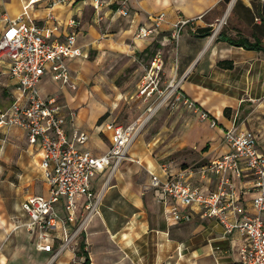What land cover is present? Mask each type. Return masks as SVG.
Here are the masks:
<instances>
[{"label":"crops","instance_id":"1","mask_svg":"<svg viewBox=\"0 0 264 264\" xmlns=\"http://www.w3.org/2000/svg\"><path fill=\"white\" fill-rule=\"evenodd\" d=\"M50 1L39 0L29 4V0H0V37L5 26L4 18L15 19L25 13L29 21L52 29V37L63 41L68 32L66 22L72 18L76 21V47L81 50L82 55L67 60L66 65L68 67L74 59L81 60L74 72L68 67L69 73H77L87 58L83 40H89L94 31L92 26L84 34L82 15L85 8L90 7L94 11L95 0H69L52 9L49 8ZM97 1L101 3L98 14L103 5L115 9L117 3L125 2L127 15L121 19L125 22L124 29L132 36L138 28L151 26V16L164 13L165 20L153 37L137 40V46L140 47L137 52L146 50L151 43L158 44L159 48L155 51H161L163 56L164 81L167 83L172 79H181V92L213 120L222 124V127H215L220 134V145L215 157L227 151L222 140V129L231 126L252 131L256 136L258 150L264 153L257 139L264 138V50H247L229 45L226 41L244 38L250 43L259 41L264 46V0ZM48 15L52 18L49 19ZM198 17L201 18L195 20L193 26H187L181 32L179 47L175 48L170 40L172 24L181 18ZM93 22L96 23L94 20ZM219 22V33L209 41L213 27ZM219 63H222L221 67L218 66ZM228 64L232 68L224 69ZM45 79L55 82L51 74L46 72L37 85L40 95L39 85ZM13 88L14 83L8 77V60L2 57L0 110L4 111L9 107ZM55 94L41 97L54 98L58 105L65 107L64 127L67 137L71 139L72 132L83 133L87 137L84 144L74 142V148L90 152L94 156L104 154L109 149L112 136L107 125H119L110 118H103L106 107L91 99L80 114L77 112L71 118L67 110L75 111V108L63 103ZM225 109L231 110L232 120L224 117ZM85 111L87 123L82 121ZM81 124L91 132L87 133L79 128ZM21 145L24 148L20 151V159L22 160L23 152L30 157L31 164H25L38 168L41 181L38 189L27 195L20 190L11 189L10 192L4 185L11 196H16L13 203L9 202L7 193H0V264H240L238 251L241 238L237 234L225 235L216 221L201 219L198 215H193L189 222H173L168 214L171 203L167 206L159 203L149 188V183L145 191H140L136 183L125 178V168L128 167L125 162H132L129 159L119 164L109 180V167L96 172L91 180L90 190L98 193L107 183L102 194L104 197L107 193L104 210L99 209L74 244L61 251L57 259L50 263V254L40 251L38 245L51 244L53 250H56L63 239L62 229L58 227L55 231L44 233L45 238L40 239L41 233L36 227H26L28 217L21 208L27 198L46 196L48 193L40 168L41 153L38 148L27 145L23 131L12 128L0 156L7 151L13 153ZM129 157L135 159L131 153ZM203 165L190 167L195 171L190 176L186 174L185 179L202 192L214 191V178L200 180L196 173ZM159 166L149 160L146 171L164 178ZM183 170L170 172V175H177ZM116 173L118 179L113 182ZM100 179L103 182L97 190ZM250 199L251 194L245 193L241 200L247 212H250ZM61 203L56 206L59 214H62ZM83 203V197L77 199L75 222L67 226L68 231L80 220L84 211ZM84 257L87 258V263H83Z\"/></svg>","mask_w":264,"mask_h":264},{"label":"built area","instance_id":"2","mask_svg":"<svg viewBox=\"0 0 264 264\" xmlns=\"http://www.w3.org/2000/svg\"><path fill=\"white\" fill-rule=\"evenodd\" d=\"M39 0H29L33 4ZM69 0H51L49 8L67 3ZM101 6L97 0L93 3L94 12ZM114 12L127 15L125 2L117 5ZM51 19L52 16L48 15ZM197 19H179L172 24L170 40L177 46L181 32L187 26H193ZM165 20V14L151 16V26L138 28L134 33L136 40L153 37ZM5 26L0 37V58L8 60V77L14 83L10 93V105L0 110V153L12 128L24 132L27 145L36 147L41 153L40 168L48 187L46 196L29 197L21 204L28 217L26 227H36L44 233L62 229L63 239L56 250L51 244L38 245V249L50 254V263L54 262L61 251L70 248L84 232L88 221L98 214L103 189L98 193L90 190V183L96 172L109 167L110 175L129 157V149L139 135L141 126L136 123L128 126L109 124L112 131L109 149L100 156L87 151H77L74 142L84 144L87 137L83 133L72 132L71 139L65 131V107L58 105L54 98L44 99L38 91L40 78L49 72L55 81L66 83L68 67L66 61L81 57L76 47V21L67 22V34L63 41L52 37V29L41 27L29 21L25 13L15 19L4 18ZM217 23L211 32L209 41L220 30ZM163 56L156 51L145 68L137 89V97L145 102L156 96L157 104L148 109L150 118L157 109L168 104L180 103L187 110L198 113L202 122L217 127L216 121L196 103L187 98L180 90L181 79L167 82L161 88ZM74 118L75 111L67 110ZM222 140L227 151L210 160L196 173L200 180L213 177L215 189L202 192L189 184L185 175L194 173L193 168L184 169L177 175L159 166L165 175L161 178L149 172V188L159 203L167 206L168 214L175 223L189 222L193 215L205 220H214L221 225L225 235L237 234L241 238L239 247L240 264H264V153L257 148L256 136L247 129L235 126L222 129ZM251 194L250 212L242 205V196ZM83 197L84 211L74 228H66L75 222L76 201ZM62 202V203H61ZM61 203L62 214L56 206Z\"/></svg>","mask_w":264,"mask_h":264},{"label":"rangeland","instance_id":"3","mask_svg":"<svg viewBox=\"0 0 264 264\" xmlns=\"http://www.w3.org/2000/svg\"><path fill=\"white\" fill-rule=\"evenodd\" d=\"M120 4L121 2L117 3ZM114 10L112 6L103 5L98 14L90 7L85 8L82 15L84 34L90 27L94 28L92 37L89 40L84 39L82 43L87 51L86 60L79 72L68 73L66 83L45 79L39 89L41 95L56 93L59 100L75 108V113L80 114L89 100L95 99L107 109L103 118H110L114 123L123 126L134 123L141 126L139 135L129 149L135 159L125 162L128 166L125 168V178L136 183L138 190L145 191L149 183L146 171V163L149 160L162 165L169 172L198 167L208 163L218 154L220 134L217 129L202 122L198 113L187 110L180 103L162 106L146 120L148 109L155 107L158 99L155 96L145 102L137 97L136 88L150 63L151 56L159 46L151 43L146 50L137 52L140 47L137 46L134 35L124 29L125 22L121 19L124 16ZM179 43L180 40L177 49ZM79 64L81 60L74 59L68 67L74 72ZM165 85L166 81L162 77L161 88ZM224 117L232 120L231 110L226 112ZM82 121L87 123L86 111L82 115ZM216 124L222 125L217 122ZM80 126L83 131L91 132L83 124ZM257 139L259 146L264 149V138ZM22 148L24 147L21 145L15 148L13 153L7 151L0 156V193H7L11 203L16 201V196L9 193L11 189L20 190L22 194L27 195L34 193L41 181L38 168L25 164H31L30 157L23 152V161L20 159ZM117 179L116 173L113 182ZM102 182V179L98 181L97 190ZM105 195L101 198L98 210H104Z\"/></svg>","mask_w":264,"mask_h":264},{"label":"trees","instance_id":"4","mask_svg":"<svg viewBox=\"0 0 264 264\" xmlns=\"http://www.w3.org/2000/svg\"><path fill=\"white\" fill-rule=\"evenodd\" d=\"M225 1L227 2L228 0H225ZM226 41L229 45L242 47V48L247 49V50H255V49L256 50H264V46H262L259 41H255L253 43H250L244 38L227 39ZM218 66L221 67L222 63H219ZM231 68H232L231 64H228L227 67H225L224 69H231ZM227 111H228V109L224 110V115L226 114ZM83 263H87L86 257H84Z\"/></svg>","mask_w":264,"mask_h":264}]
</instances>
